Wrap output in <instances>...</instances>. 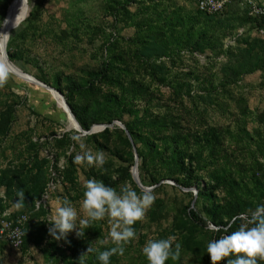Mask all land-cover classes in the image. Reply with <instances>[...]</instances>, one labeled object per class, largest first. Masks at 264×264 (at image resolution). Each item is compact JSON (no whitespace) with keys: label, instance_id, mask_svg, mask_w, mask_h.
Segmentation results:
<instances>
[{"label":"rangeland","instance_id":"obj_1","mask_svg":"<svg viewBox=\"0 0 264 264\" xmlns=\"http://www.w3.org/2000/svg\"><path fill=\"white\" fill-rule=\"evenodd\" d=\"M14 1L2 29L13 0H0V45L22 22L11 33L8 56L60 89L90 129L107 128L80 132L62 99L22 75L0 49L9 72L0 87V214L28 217L22 248L0 239V264H79L90 245L96 251L85 264H100L98 252L113 246L107 218L85 229L83 238L73 232L57 241L51 217L65 198L82 215L89 179L144 192L132 175L136 154L141 183L155 201L134 225L137 235L125 254L110 264H148L146 242L169 235L182 250L178 261L166 264H211L207 242L230 234L243 214L264 204L258 17L237 0L220 16L201 11L199 0H28L22 11ZM21 12L29 13L24 21ZM121 119L136 130L137 145L112 126ZM74 137L105 152L102 168L73 163L81 151ZM20 190L25 199L17 208ZM191 211L208 226L194 223Z\"/></svg>","mask_w":264,"mask_h":264},{"label":"clouds","instance_id":"obj_2","mask_svg":"<svg viewBox=\"0 0 264 264\" xmlns=\"http://www.w3.org/2000/svg\"><path fill=\"white\" fill-rule=\"evenodd\" d=\"M28 0H23V6ZM23 8V7H22ZM9 76L8 69L0 63V87ZM79 143L81 151L73 158L75 165H87L102 168L106 162L104 151L93 152L78 137H74ZM17 208L24 203L25 193L18 191ZM155 196L151 190L138 193L127 183L120 186L119 190L107 186L103 181L95 178L84 183L83 199L80 203V213L72 202L65 198L56 207L51 217L50 235L57 241L66 240L70 233L75 232L80 238L85 236V229H89L95 222L107 218L110 225L108 237L113 246L98 252L97 259L100 264H110V258L115 255L125 254V245L136 238L134 225L143 221L146 213L153 205ZM175 235L167 238L148 240L142 249L148 264H166L167 261H178L181 256L182 245L175 243ZM104 243H108L105 239ZM96 251L90 245L86 253L82 254L79 264H85V257ZM206 252L211 264H258L264 261V204H259L249 214H243V221L238 228L230 234L218 239H210L206 245ZM232 257V258H230Z\"/></svg>","mask_w":264,"mask_h":264},{"label":"built area","instance_id":"obj_3","mask_svg":"<svg viewBox=\"0 0 264 264\" xmlns=\"http://www.w3.org/2000/svg\"><path fill=\"white\" fill-rule=\"evenodd\" d=\"M234 0H199L198 6L201 11L209 14H220L226 9L228 2ZM243 1L252 14L256 17L264 15V7L256 0H237ZM264 33V26L262 27ZM28 217L20 215L14 217L13 212L6 210L0 214V239L8 241L14 248L20 249L23 247L26 237V226Z\"/></svg>","mask_w":264,"mask_h":264},{"label":"water","instance_id":"obj_4","mask_svg":"<svg viewBox=\"0 0 264 264\" xmlns=\"http://www.w3.org/2000/svg\"><path fill=\"white\" fill-rule=\"evenodd\" d=\"M14 2H15V1L13 0V2L11 3V5H10V7H9V9H8V13H7V16H6V19H5V22H4V24H3L2 29L5 27V24H6L7 20H8V17H9L10 9H11V7L13 6ZM28 15H29V13L27 14V16H28ZM27 16H24V17L22 18V20H23V19L25 20V19L27 18ZM22 20H21V21H22ZM24 20H23V21H24ZM21 24H22V22L13 25V26L11 27V30H10L9 34L5 37L4 40H2V43H1V45H0V49L3 51L6 60H7L11 65H14V67H16V69H18V71H19L22 75H24L25 77H28V79L32 80L34 84H36V85H38V86H41V87L47 89L48 91H51V92H53V93H56V94L62 99V102H63V106H64L65 111H66L67 114L73 119V121L76 123V125H77V127L79 128V131H80V132H82L83 134L86 135V134H88V133H93V132H97V131H99V130H104V129H106L107 126H102V127H98V126H97V127H93L89 132H88V131H85V130L81 127V125L79 124V122H78L76 116L74 115V113H73V111H72L70 105L68 104V102H67V100H66V98H65V96L63 95L62 92H60L59 90H57V89H55V88L49 87V86L45 85L44 83L38 81L36 78H34V77L30 76L29 74L25 73L20 67H17V65H15V63L12 62V61L10 60V58H9V56H8V53H7V45H8V42H9V39H10V36H11L12 31L18 29V28L20 27ZM2 29H1V30H2ZM1 30H0V32H1ZM113 125H117V126L120 127L122 130H124L125 133L127 134V136L129 137V140L133 143V140H132L131 134L127 131L126 126H125L122 122L116 121V122H114V123L112 124V126H113ZM135 161H136V164H135V166H134V168H133V171H132L133 178L135 179L136 183H137V184H138L143 190H148V189H146V188L142 185L141 180H140V178H139V173H138V161H139V157H138L137 154H136V157H135Z\"/></svg>","mask_w":264,"mask_h":264},{"label":"trees","instance_id":"obj_5","mask_svg":"<svg viewBox=\"0 0 264 264\" xmlns=\"http://www.w3.org/2000/svg\"><path fill=\"white\" fill-rule=\"evenodd\" d=\"M221 14L222 13H220V14H210V15H212V16H220ZM258 19L260 21V25L264 26V15L261 16V17H258ZM9 58L13 62V58L11 56H9ZM59 91H60V89H59ZM60 92H62V91H60ZM63 95H64V93H63ZM65 98H66L68 104L70 105V107H71L74 115L76 116L79 124L81 125V127L85 131H90L91 130L90 126L82 119V117L80 116V113H78L76 107L72 104L71 100L68 97H66V96H65ZM120 122H122V119L120 120ZM123 124L126 126L127 131L131 134V137H132V140H133L134 144L137 145V143L139 141V136L136 133V130L128 123H123ZM128 143H129V145L130 144L132 145L131 141H128ZM169 178H172L173 180H176L177 183L180 182L179 179H175L173 176L168 177V179ZM199 195H202V193L200 192ZM190 218H191V220L194 223H196L199 226H202V227H205V228L208 226V221L206 219H204L201 215H199L198 213H196L194 211H191ZM218 218H220V217H218ZM218 218H215V220L213 222L216 223V224H219V225L223 224L221 221L217 220ZM236 223H237V220H235L234 224H236Z\"/></svg>","mask_w":264,"mask_h":264},{"label":"bare ground","instance_id":"obj_6","mask_svg":"<svg viewBox=\"0 0 264 264\" xmlns=\"http://www.w3.org/2000/svg\"><path fill=\"white\" fill-rule=\"evenodd\" d=\"M20 7H21V11L23 10V8H24V10H25V5L23 6V0H20ZM23 7V8H22ZM11 14V13H10ZM24 15H25V13H22L21 12V20H22V18L24 17ZM10 16V15H9ZM3 59V58H2ZM3 61L5 62V60L3 59ZM6 63V62H5Z\"/></svg>","mask_w":264,"mask_h":264}]
</instances>
